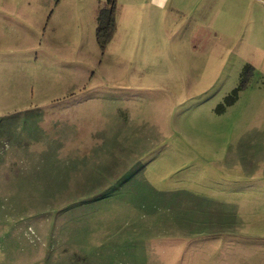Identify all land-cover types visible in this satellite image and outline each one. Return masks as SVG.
I'll list each match as a JSON object with an SVG mask.
<instances>
[{
	"label": "rangeland",
	"instance_id": "rangeland-1",
	"mask_svg": "<svg viewBox=\"0 0 264 264\" xmlns=\"http://www.w3.org/2000/svg\"><path fill=\"white\" fill-rule=\"evenodd\" d=\"M0 0V264H264V2Z\"/></svg>",
	"mask_w": 264,
	"mask_h": 264
},
{
	"label": "trees",
	"instance_id": "trees-1",
	"mask_svg": "<svg viewBox=\"0 0 264 264\" xmlns=\"http://www.w3.org/2000/svg\"><path fill=\"white\" fill-rule=\"evenodd\" d=\"M116 3L117 0H105L97 13L96 41L102 49L110 42L116 29Z\"/></svg>",
	"mask_w": 264,
	"mask_h": 264
},
{
	"label": "crops",
	"instance_id": "crops-1",
	"mask_svg": "<svg viewBox=\"0 0 264 264\" xmlns=\"http://www.w3.org/2000/svg\"><path fill=\"white\" fill-rule=\"evenodd\" d=\"M167 1H168V0H157L158 6H161V7H162V5H163L164 3H166ZM261 1L264 2V0H261Z\"/></svg>",
	"mask_w": 264,
	"mask_h": 264
}]
</instances>
